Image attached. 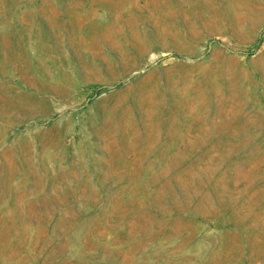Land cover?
<instances>
[{
	"label": "rangeland",
	"instance_id": "rangeland-1",
	"mask_svg": "<svg viewBox=\"0 0 264 264\" xmlns=\"http://www.w3.org/2000/svg\"><path fill=\"white\" fill-rule=\"evenodd\" d=\"M0 264H264V0H0Z\"/></svg>",
	"mask_w": 264,
	"mask_h": 264
}]
</instances>
